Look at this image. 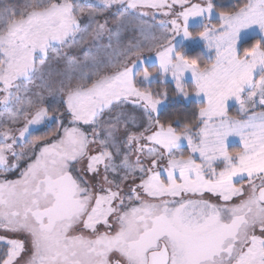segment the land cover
I'll return each mask as SVG.
<instances>
[{"label": "snow or ice", "instance_id": "6c2138e0", "mask_svg": "<svg viewBox=\"0 0 264 264\" xmlns=\"http://www.w3.org/2000/svg\"><path fill=\"white\" fill-rule=\"evenodd\" d=\"M0 264H264V0H0Z\"/></svg>", "mask_w": 264, "mask_h": 264}, {"label": "trees", "instance_id": "16d2710c", "mask_svg": "<svg viewBox=\"0 0 264 264\" xmlns=\"http://www.w3.org/2000/svg\"><path fill=\"white\" fill-rule=\"evenodd\" d=\"M257 38H260V37H255V38H253V39H257ZM195 100H192V101H184V100H182V99H177L176 101H174V103H177V104H185V105H187V106H191V105H193V104H195Z\"/></svg>", "mask_w": 264, "mask_h": 264}, {"label": "rangeland", "instance_id": "374dc122", "mask_svg": "<svg viewBox=\"0 0 264 264\" xmlns=\"http://www.w3.org/2000/svg\"><path fill=\"white\" fill-rule=\"evenodd\" d=\"M257 35H258V32L256 31V30H253L251 33H250V36L252 37V38H255V37H257ZM192 100H195V98L194 97H190L188 100H184V101H192ZM196 101V100H195Z\"/></svg>", "mask_w": 264, "mask_h": 264}, {"label": "crops", "instance_id": "0c3cea01", "mask_svg": "<svg viewBox=\"0 0 264 264\" xmlns=\"http://www.w3.org/2000/svg\"><path fill=\"white\" fill-rule=\"evenodd\" d=\"M257 37H260V34L258 33Z\"/></svg>", "mask_w": 264, "mask_h": 264}]
</instances>
